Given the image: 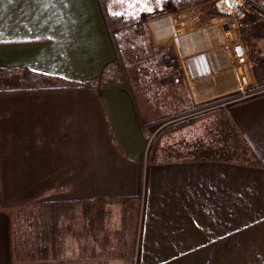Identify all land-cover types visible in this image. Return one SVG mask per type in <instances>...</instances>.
Instances as JSON below:
<instances>
[{
    "label": "crops",
    "instance_id": "crops-1",
    "mask_svg": "<svg viewBox=\"0 0 264 264\" xmlns=\"http://www.w3.org/2000/svg\"><path fill=\"white\" fill-rule=\"evenodd\" d=\"M142 20L130 26L129 90L64 89L100 78L121 52L99 1L0 0V177L37 178L0 200V264H12L8 211L50 203L35 200L47 193L75 210L49 258L16 264H264V94L164 132L149 159L145 131L194 103L264 88V25L250 30L257 42L239 78L216 23L197 33L203 44L179 37L172 16ZM98 197L111 201L76 216Z\"/></svg>",
    "mask_w": 264,
    "mask_h": 264
},
{
    "label": "rangeland",
    "instance_id": "rangeland-1",
    "mask_svg": "<svg viewBox=\"0 0 264 264\" xmlns=\"http://www.w3.org/2000/svg\"><path fill=\"white\" fill-rule=\"evenodd\" d=\"M188 1L189 0H106L105 8H106V11L108 13L123 16V25L121 24L122 27H120L121 26L120 25L119 27L115 28V30L113 31V33L111 35H112V38L115 40L114 34L116 32H119L118 39L121 40L120 44H121L122 48L120 50L121 52H119L118 57L120 59V63L123 67L127 81L129 78L128 77L129 74L134 69L135 54L137 51H139L137 49V47L135 48V45L133 44V41L136 39V37H134L132 34L134 27H130L132 25L131 23H133L134 21H137V20L141 21V19H143L142 21H144V22H142V23H145L148 25V22L152 21L153 19H157V18L162 17V16L164 17L167 15H172L173 24H174L175 28H177V33H178L179 37L180 36H186L188 34H193V36L194 35L200 36L201 34H197V33L204 31L206 29L203 26L204 23H205V25L210 24V23H214V24L216 23L217 24L218 21L213 19V17H214V11L212 9V5H213L212 1L213 0H192L189 2ZM192 12L200 13V15H201V21L202 22L198 23V25H192L188 22V17H190V14ZM255 15L259 16L262 21L259 22L257 20V18H254L252 20L247 21L246 24L244 25V30H243L244 40L248 45H252L251 43H254V45H255V43L257 42L255 40L252 41L253 34H252V32H250L251 28H253L259 32L264 25L263 10H256ZM151 16H155V17L152 18ZM211 18L213 19L212 22H210ZM144 19H147V20H144ZM207 22H209V23H207ZM196 36H194V37H196ZM201 37L202 38H200V41H199L200 43L204 44V43L209 41V39H207L206 36L204 37L201 35ZM147 39H149V38L142 37L140 40H147ZM164 41L166 42V41H176V40L174 38H172V39L164 40ZM138 47H140V46H138ZM175 51H176V54L179 56L180 55L179 50L176 48ZM203 54H207L206 51L203 53H197V54L192 53L191 56H199V55H203ZM232 60L234 61L233 58H232ZM232 69H233V67L231 66V70ZM223 72H224V70H223ZM209 77H211L210 74L207 76V78H209ZM174 78H175V76L173 77V79ZM259 87H260V85L256 88H252V90L251 89H245V87L238 88V89H235L234 91L228 92L227 94H223V95H220L217 97H213V100L210 99L209 102L207 101L205 103L214 102L216 100H220L222 98H225L229 95H233L236 93L239 94L245 90L246 91L248 90L247 93L264 90L263 87H261V88H259ZM205 103H203V102H201V103L199 102L198 104L194 103L193 106H190L187 109L149 120L148 121L149 123L147 124L148 126L145 130L146 136H147V141H148V152L146 155V159H149L148 157L150 156L151 152L153 151V149L156 145V141L159 138V136L161 134H163L164 132H167L166 131L167 127L170 126L172 128L178 129V128L183 126L184 121L187 122L189 120H195L193 118L197 117L198 115L200 116V114H202V113H199L200 110H202L201 112L204 113L203 109H205V108L201 109L198 107L205 104ZM213 105H215V104H213ZM192 109H194V110L191 111ZM226 109H228V108H220L217 110H223L222 114H225ZM185 111H188L189 113H187ZM183 113L185 114V116L188 115V117L180 119L181 116H184ZM181 114H183V115H181ZM221 123H223L222 119H221ZM173 130H175V129H173ZM228 130L229 129L227 127H226V129L223 128L222 130H220L221 135L223 137H227L224 134V132H229L231 134L230 130L229 131ZM222 136H220L221 139L223 138ZM224 139L227 141H225ZM235 139L237 140V146L235 149L238 151L239 156H241L243 158H245L246 156H250V155H248V153H246V150H245L244 146L242 145V142L240 141V139L238 137H236ZM230 142H231V140L229 141L228 139L223 138V141L220 144H223V146H225V147H229L232 145ZM1 179H2V182H1ZM36 179L37 178H22V177H18V178L17 177H12V178L3 177V178H1L0 177V200H2L3 202L9 203L11 197L17 198L19 196V194L22 196L23 194L20 193L21 192L20 190L27 188L28 185L36 184ZM48 196H49L48 193L39 197V198L37 196L35 200H39V201H37V203H42V202H47L50 200H51V202L55 201L56 198H58V199L59 198H61V199L67 198L66 196H55V195L50 196V197H48ZM56 201H58V200H56ZM28 205H29V207H27L26 210L22 211L23 214H25L27 211H30V212L35 211V207L38 206V204H28ZM99 210H101V209H99ZM99 212L101 214L102 211H99ZM100 214L97 213L96 215H100ZM76 216L80 217L82 215H80L78 212ZM135 259L136 258L131 259V264H135L134 263Z\"/></svg>",
    "mask_w": 264,
    "mask_h": 264
},
{
    "label": "trees",
    "instance_id": "trees-1",
    "mask_svg": "<svg viewBox=\"0 0 264 264\" xmlns=\"http://www.w3.org/2000/svg\"><path fill=\"white\" fill-rule=\"evenodd\" d=\"M103 16L106 22V25L109 29V32L112 34L115 28L123 25V16L117 14H110L106 11L105 5L106 0H98ZM192 1V0H189ZM188 1V2H189ZM260 3H263L264 0H257ZM122 25L120 27H122ZM117 54L116 60L106 66L102 72L100 78L95 79L90 82H65L61 88H85L96 91L99 88H121L129 90V84L126 79L123 67L120 63V59ZM25 79L29 80L28 83L37 84L40 82V77L32 75ZM30 77V78H29ZM40 87V88H39ZM262 85L259 87L261 88ZM37 88V87H36ZM38 89H44L41 85H38ZM252 90V89H251ZM255 90V89H254ZM225 98L216 100L214 102L205 103L198 108H208L213 104H217L223 101ZM192 109L191 111H193ZM219 110H212L200 114V116L193 119L197 120L202 117H206L214 112ZM189 113L188 111H185ZM186 113V114H187ZM184 114V113H183ZM181 114V115H183ZM185 115V114H184ZM191 119V118H190ZM195 120L184 121L183 126L187 125ZM175 127V126H174ZM176 128L167 127L166 131H171ZM111 201L108 198L98 197L92 199L88 202H83L81 207L82 216H86L87 213L91 210H95L100 205ZM79 204V203H78ZM29 207L28 204L12 208L8 211L9 217V235H10V250H11V261L12 264H16L19 259H47L49 258L50 253L55 248L56 240L54 237V232L59 228L58 223L60 220L67 219L70 217V214L74 212L73 205L68 203H45L40 204L35 207V211H27L25 214L22 213L23 210H26ZM73 216V215H72ZM30 253L32 254H29ZM31 255V256H30Z\"/></svg>",
    "mask_w": 264,
    "mask_h": 264
},
{
    "label": "built area",
    "instance_id": "built-area-1",
    "mask_svg": "<svg viewBox=\"0 0 264 264\" xmlns=\"http://www.w3.org/2000/svg\"><path fill=\"white\" fill-rule=\"evenodd\" d=\"M212 9L214 11L213 19L217 20L216 27L221 33V37L226 42L223 46L229 55L234 59L235 66H233L234 73L239 78L244 77V69L247 63V56L251 53V46L244 40V25L247 21L257 18L261 22V18L255 15L256 10H264L262 4L257 0H213ZM172 16V15H169ZM181 16V15H180ZM211 18L210 22L213 21ZM188 22L192 25H198L201 23L200 13L192 12L188 17ZM209 23V22H207ZM226 24L228 30L223 29V25ZM208 24H203L204 28ZM231 35V39H226V34ZM238 69L242 70V74H238ZM248 91V90H247ZM243 91L239 94H233L227 96L223 101L203 109L204 112L217 110L220 108H229L231 105L238 103L248 98L256 97L264 94V90L257 92ZM200 110L199 113H203ZM188 115L181 116L180 119L186 118ZM148 152V151H147Z\"/></svg>",
    "mask_w": 264,
    "mask_h": 264
},
{
    "label": "water",
    "instance_id": "water-1",
    "mask_svg": "<svg viewBox=\"0 0 264 264\" xmlns=\"http://www.w3.org/2000/svg\"><path fill=\"white\" fill-rule=\"evenodd\" d=\"M223 29H224L225 31L228 30V27H227L226 24L223 25ZM226 39H227V40H230V39H231V35H230L229 33L226 34ZM237 72H238L239 75L242 74V70H241V69H238Z\"/></svg>",
    "mask_w": 264,
    "mask_h": 264
}]
</instances>
